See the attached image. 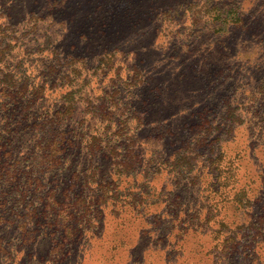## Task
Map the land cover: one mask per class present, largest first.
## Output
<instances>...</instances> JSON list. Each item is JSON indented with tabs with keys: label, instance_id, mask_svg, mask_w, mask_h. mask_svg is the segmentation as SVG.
<instances>
[{
	"label": "rangeland",
	"instance_id": "rangeland-1",
	"mask_svg": "<svg viewBox=\"0 0 264 264\" xmlns=\"http://www.w3.org/2000/svg\"><path fill=\"white\" fill-rule=\"evenodd\" d=\"M0 144L21 161L0 179V264H264V0H0ZM125 187L143 204L105 193Z\"/></svg>",
	"mask_w": 264,
	"mask_h": 264
},
{
	"label": "trees",
	"instance_id": "trees-1",
	"mask_svg": "<svg viewBox=\"0 0 264 264\" xmlns=\"http://www.w3.org/2000/svg\"><path fill=\"white\" fill-rule=\"evenodd\" d=\"M68 85L71 86L72 84H68ZM67 95L75 96V92L70 91L67 93ZM72 98L73 97H71V99ZM173 103L174 104H172V105H174V107L173 106L172 107L176 108V106L178 105L177 102L173 101ZM182 105H184V104H182ZM170 106L168 108H171ZM68 107H69V109L71 108V111H72V109L75 106H73L71 101H68L67 109L57 110L51 116V118H47L45 120L46 123H42L41 129H40L42 133L37 135V138L35 139V145L38 147L39 152H41V154L39 153L41 156L57 155L60 153L59 146L61 145V141H62L61 138L62 137H60V131H59V129H57L58 127H57L56 122L59 123L58 118L62 119V117L65 116L64 114H66L68 112ZM71 111H70V114L72 113ZM67 115H68V113L66 114V116ZM4 148L5 147L0 144V179H1V182L2 183L7 182L9 184L16 183V181L18 179V174H19V168L17 166L20 165L21 161L20 160H14L13 162L9 163L7 157L11 158L12 151L11 150L8 151L7 149L4 150ZM184 152H186V150ZM5 155H7V156L5 157ZM183 158L184 159L189 158V154L184 153ZM209 162H210V164H209L210 171L209 172L213 173L216 177H220V175L224 174L225 172H227V171L229 172L232 169H234L233 168V166H234L233 160L227 159L225 155H221V156L218 155L215 158L210 159ZM117 169L121 173L126 172L125 169H122V167H120L118 165H117ZM31 173H32V170H31ZM231 177H232L233 181L231 184H228V186L233 185L236 182L234 174L231 175ZM225 179H227L228 181L230 180L228 178H225ZM105 193H107L108 198L111 196H114V200L117 203V205L118 204L121 205L123 203H128L131 205L140 206L143 204L142 202L145 201V199H143L141 197L142 194H140L139 192H135V191L131 192V191H129V188H127V187L119 189V190H113L112 192L107 191ZM242 193H243V197L247 198L248 194H247V190L245 188L242 189ZM102 199L107 200V197L102 198ZM79 200H83V199H79ZM79 200H77L75 203H73L71 205L70 209H72V207H73V209H75V210L71 211V215H70L71 219L69 220L71 223L67 224L65 226L66 229L64 231L67 235H71L73 237H76L77 235H81V236L83 235L84 231L80 227V224L77 225L76 222L82 221L81 217L87 213L86 209L88 207H91L90 206L91 204H88V205L83 207V201L80 203ZM98 200H99V198H98ZM98 200H97V202L95 200H92L91 203L96 204V203L104 201V200H102V201H98ZM249 202L250 201H248V203ZM54 206L55 205L51 206L50 211L45 212V214H44L45 215V218H44L45 222L44 223L48 224L49 226H54L57 224L56 223L57 222V217H56L57 214H56V210H55ZM77 210H78V212H77ZM62 226H64V225L62 224L61 227ZM90 226L94 227V226H92V224H90ZM85 227H88V226L85 224ZM240 228L242 230H245V234L243 233V237L241 238V240L234 242V244L236 245L235 246L236 252L238 251V249L240 252L242 246H250L249 244L245 243L244 238L247 237V235H250L252 230L255 231L254 235H256L259 230L262 231V227L260 225V222H256V219L254 217H252V221L249 224H242ZM248 241H249V239H246V242H248ZM60 248L62 249V247H60Z\"/></svg>",
	"mask_w": 264,
	"mask_h": 264
}]
</instances>
